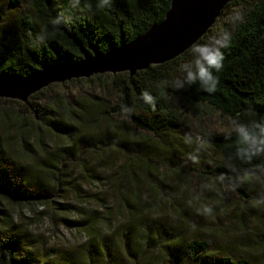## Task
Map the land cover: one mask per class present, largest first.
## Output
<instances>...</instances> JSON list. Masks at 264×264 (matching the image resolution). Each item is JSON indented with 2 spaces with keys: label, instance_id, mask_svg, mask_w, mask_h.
Instances as JSON below:
<instances>
[{
  "label": "trees",
  "instance_id": "trees-1",
  "mask_svg": "<svg viewBox=\"0 0 264 264\" xmlns=\"http://www.w3.org/2000/svg\"><path fill=\"white\" fill-rule=\"evenodd\" d=\"M3 1L0 0V4ZM169 2L28 0L20 15L21 26L15 38L0 37V78L19 80L44 65L73 62L80 59L83 52L106 51L160 21ZM238 4V0H231L224 8ZM214 28L212 25L193 44L209 43L217 34ZM225 31L231 34V40L227 48L221 49L224 53L222 70L213 69L219 81L214 93L205 91L198 82L185 83L179 89L171 86L177 77H181L182 66L194 59L192 44L172 59L149 65L133 75L127 71L103 72L54 82L33 92L24 102L0 97V198L6 195L19 204L31 201L32 205H40L51 202L54 194L63 197L73 187L69 168L76 167L82 174L92 173L88 170L86 156L88 153L104 156L107 149L115 150L123 158L114 184L110 186L113 193L123 195L127 187L138 189L139 179L134 177L133 168L152 190L157 182L150 180L148 170L162 162L155 159L137 164L134 143L146 149L144 135L157 137L156 141L163 143V134H178L180 119H185L181 115L183 109L177 105L178 100L207 106L223 118V131L204 135L199 141L203 149L214 150L218 158L213 167L203 171L226 179L233 188L243 192L233 178L235 172L262 169L256 166L264 164V155L254 157L251 163L238 158V137L231 131V122H264V0L247 2L243 22L237 21ZM145 89L156 98L155 111L141 98ZM122 106L131 108L132 112L124 113ZM3 125L9 137L13 132L17 153L39 159L40 172L33 173L9 152V140L4 139L1 130ZM172 155L178 156L176 152ZM191 168L193 172L184 175L193 181H201L203 174ZM123 204L128 205L125 196ZM52 207L67 212L73 206L56 201ZM60 221L65 227H80L84 223L82 219L64 217ZM86 223V227H93ZM5 226L6 217L0 208V264H38L22 252L20 242L4 229ZM149 231V225L142 226L143 248L150 237ZM121 234L123 246L128 243V230ZM153 234L159 241L160 230ZM183 248L185 264L192 263L208 250L209 241L190 236L184 241ZM86 249L89 252L91 248ZM209 264L250 263L243 256L217 254L210 257Z\"/></svg>",
  "mask_w": 264,
  "mask_h": 264
},
{
  "label": "rangeland",
  "instance_id": "rangeland-1",
  "mask_svg": "<svg viewBox=\"0 0 264 264\" xmlns=\"http://www.w3.org/2000/svg\"><path fill=\"white\" fill-rule=\"evenodd\" d=\"M27 1L4 0L0 4V37L15 38ZM238 1V6H228L216 17L213 24L216 35L232 27L237 22L232 20L234 13L243 16L247 2L253 0ZM177 105L183 109L181 115L185 118L180 119L178 134H163V143L156 141L157 137L144 135L146 149L134 143L137 164L155 159L162 162L148 170L150 180L157 182L152 190L133 168L134 177L139 179L138 189L127 187L123 195L113 193L110 186L123 158L115 150L107 149L104 156L95 153L86 156L92 173L82 174L76 167L69 168L73 187L63 197L54 194L51 202L32 205L31 201L19 204L2 195L4 229L20 242L22 252L38 264H130V261L131 264H185L184 241L198 236L208 239L209 248L188 264H209L210 257L217 254L243 256L250 264H264V168L235 172L233 178L243 192L226 179L203 171L213 167L218 158L214 150L203 149L199 141L204 135L223 131V118L204 105H190L182 100ZM1 130L4 139L9 140V152L33 173L40 172L39 159L17 153L13 132L9 137L4 125ZM173 147L177 149L171 151ZM174 152L178 156L172 155ZM191 166L203 174L201 181L184 175L193 172ZM246 171H254V175L245 177ZM123 196L127 198V207ZM54 200L73 207L59 212L52 207ZM208 208L210 213L206 212ZM63 217L82 219L84 223L80 227H65L60 221ZM86 222L93 227H86ZM143 225L150 226L145 248ZM125 229L128 243L122 246L121 232ZM157 230L162 234L159 241L153 234ZM87 247L91 248L89 252ZM176 255L180 256L177 260Z\"/></svg>",
  "mask_w": 264,
  "mask_h": 264
},
{
  "label": "water",
  "instance_id": "water-1",
  "mask_svg": "<svg viewBox=\"0 0 264 264\" xmlns=\"http://www.w3.org/2000/svg\"><path fill=\"white\" fill-rule=\"evenodd\" d=\"M231 0H170L163 18L126 42L106 51L83 52L73 62L42 66L19 80L0 78V97L24 102L33 92L54 82L103 72L135 71L163 63L183 53L212 27Z\"/></svg>",
  "mask_w": 264,
  "mask_h": 264
},
{
  "label": "clouds",
  "instance_id": "clouds-1",
  "mask_svg": "<svg viewBox=\"0 0 264 264\" xmlns=\"http://www.w3.org/2000/svg\"><path fill=\"white\" fill-rule=\"evenodd\" d=\"M232 20L243 22V16L236 12ZM231 34L227 31L221 32L218 35H213L209 43L193 44L191 48L194 59L190 63H185L181 68V77H177L172 85L176 89L188 85L196 84L197 82L208 93H214L217 88L218 78L214 76L213 69L217 72L222 70L224 53L221 51L223 48L229 46ZM141 98L146 103L151 105L152 110H156V98L147 89L141 92ZM124 113L130 114L131 108L122 106ZM231 131L235 132L238 137V144L236 148V156L244 163H251L254 157L264 155V122L251 121L250 123H241L233 120ZM231 133H229L230 135ZM199 140V137L197 138ZM194 161L197 158L193 157ZM256 168H264V164L257 165ZM254 175L245 172L244 176L248 177ZM206 212H211V209H206Z\"/></svg>",
  "mask_w": 264,
  "mask_h": 264
}]
</instances>
